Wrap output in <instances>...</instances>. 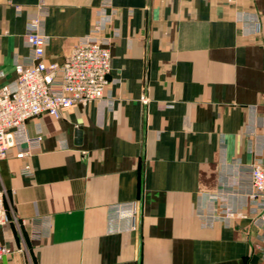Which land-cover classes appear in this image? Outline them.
Here are the masks:
<instances>
[{
    "label": "crops",
    "instance_id": "0c3cea01",
    "mask_svg": "<svg viewBox=\"0 0 264 264\" xmlns=\"http://www.w3.org/2000/svg\"><path fill=\"white\" fill-rule=\"evenodd\" d=\"M105 1L103 99L27 120L0 161V264H264L247 196L264 171V0H0V88L40 4L44 60L63 62Z\"/></svg>",
    "mask_w": 264,
    "mask_h": 264
},
{
    "label": "built area",
    "instance_id": "2783aa9c",
    "mask_svg": "<svg viewBox=\"0 0 264 264\" xmlns=\"http://www.w3.org/2000/svg\"><path fill=\"white\" fill-rule=\"evenodd\" d=\"M16 10H19L16 8ZM47 13L44 5L29 20L23 35L29 50L27 60L14 65L16 79L11 86L0 88V161L9 148L16 146L14 131L40 114L60 118L62 113L75 106L87 107L103 99L107 76L111 70L108 44L113 36L106 30L115 10L108 1L100 5L94 27L88 35L79 39L63 62H45L44 50L48 37L43 32L42 16ZM113 35V34H111ZM42 137L27 138L25 147L19 148L16 157L31 156L39 149ZM23 173L31 174L29 166ZM248 199L257 205L255 218L264 226V171L260 164H253L248 171ZM5 191L0 190V226L7 224L10 217L4 208ZM214 213V212H213ZM213 213L209 216L213 217ZM222 221L229 223L238 216L237 212L225 209L220 213ZM132 228L136 210L131 206ZM8 250L0 246V260Z\"/></svg>",
    "mask_w": 264,
    "mask_h": 264
}]
</instances>
